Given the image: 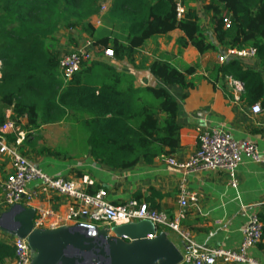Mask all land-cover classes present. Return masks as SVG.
I'll return each mask as SVG.
<instances>
[{"label": "trees", "instance_id": "1", "mask_svg": "<svg viewBox=\"0 0 264 264\" xmlns=\"http://www.w3.org/2000/svg\"><path fill=\"white\" fill-rule=\"evenodd\" d=\"M106 2L107 17L127 25L125 44L110 37L92 40L95 28L89 20L100 15ZM201 2L216 44L207 39L193 0H181L184 11L179 19L176 0H0V127L6 122L7 109L11 111L9 121L27 134L43 124L69 123L84 136L92 159L115 170L171 157L179 147L180 127L176 103L167 90L138 86L132 74L97 59L83 62L64 82L58 70L59 34L68 32L66 45L73 49L79 41L72 32L85 34L99 55L109 49L115 62L134 66L137 52L148 40L178 30L183 36L177 45L182 49L191 46L200 55L218 54V48L253 49L264 72V0ZM138 68H145L165 87H193L187 77L194 74V67L182 72L160 58ZM210 76L222 84L229 79L240 82V99L264 106L260 72L246 69L239 59L215 64ZM5 137L13 143L16 133ZM40 153L61 157L60 151L45 147ZM144 203L157 211L148 198ZM257 218L264 238V215ZM13 257L11 243L0 240V264Z\"/></svg>", "mask_w": 264, "mask_h": 264}, {"label": "crops", "instance_id": "2", "mask_svg": "<svg viewBox=\"0 0 264 264\" xmlns=\"http://www.w3.org/2000/svg\"><path fill=\"white\" fill-rule=\"evenodd\" d=\"M191 5L196 10L200 7L210 29L208 16L202 10L201 0H193ZM103 6L105 9L101 11L98 20L93 17L89 20L94 28L103 15L108 18L106 15L108 2ZM111 21L114 27L121 26L124 32L110 38L125 44L127 25ZM95 30L97 32V28ZM182 36L180 31L174 30L167 35L148 40L137 52L134 66L115 62L103 54L95 55V59L109 63L118 71L132 74L138 86L162 87L167 90L176 103V122L180 127L179 147L171 155L177 161H185L195 153L198 148V131L213 129L225 132L236 141H250L264 157V106L260 103L249 104L242 101L240 99L242 92L235 94L229 81L226 80L227 82L222 84L220 80L215 82L210 76L213 66L220 63L217 62L218 57L226 53L224 48H218V54L206 52L200 55L191 46L182 49L177 45L176 40ZM207 39L216 44L211 38ZM92 40H95L94 37ZM61 42L59 44L63 46ZM160 58L166 59L182 72L186 67H194V74L187 77V80L193 83V87L185 89L176 85L165 87L145 68H138L147 67L149 63ZM242 63L246 69L260 72L264 82V72H261L256 57L242 60ZM254 107L259 108V111L255 112ZM10 116L11 111L5 110L6 121ZM21 124L24 125L25 120H21ZM53 125H56L59 131L58 135L54 134L56 144L52 148L47 140L51 132L48 128H52ZM21 132L24 133L21 153L47 176L70 179L88 194L102 190L112 205H123L141 195L140 200L136 201L144 203L145 198H148L149 203L151 200L157 211L169 220L175 219L179 212H183V217L179 218L178 222L179 232L188 235L189 241L198 246L207 249L236 250L242 240V230L249 219L257 217L260 213L264 215V164H255L243 158L236 170L237 186L233 188L224 172L183 173L171 167L167 163L169 157L164 156L156 158L149 165L140 162L128 170L108 168L92 159L83 144L84 136L69 123L45 124L28 134L23 130ZM64 133L69 134L70 139L63 135ZM63 136L66 137L65 141L68 139L67 142L58 145V139L62 140ZM68 146L74 149L71 152L67 151ZM43 147L51 151H60L61 157L54 158L41 154L40 150ZM7 172L8 160L0 155V179ZM35 186L38 184H33V187ZM180 187L194 193L197 201L188 202L182 208L179 205ZM70 207L71 202L65 197L41 194L31 201L27 208L33 209L35 214L39 209L50 212L46 225L59 223L58 225L62 226L65 225L63 218ZM3 211L0 208V212ZM81 223L91 225L85 221ZM132 225L137 227L138 223ZM98 228L102 230L113 227L101 224ZM179 232L159 226L155 234L163 235L183 257L188 253L189 245ZM248 253L258 263L264 264V242L251 248ZM216 264L223 263L217 261Z\"/></svg>", "mask_w": 264, "mask_h": 264}, {"label": "built area", "instance_id": "3", "mask_svg": "<svg viewBox=\"0 0 264 264\" xmlns=\"http://www.w3.org/2000/svg\"><path fill=\"white\" fill-rule=\"evenodd\" d=\"M105 8L102 7V10ZM176 15L181 18L183 7L181 0H176ZM104 57L112 58V51L106 50ZM255 57L253 49L241 51L226 50L224 55L218 57V62L224 63L227 59L247 60ZM92 60L91 42L78 47L75 50L59 56L58 70L63 81L69 80L81 68L83 62ZM233 87L234 93L242 92V84L237 81L228 80ZM237 100V98H236ZM258 112L259 108L254 107ZM16 133L13 143L7 142L6 135ZM24 140V133L7 120L0 127V155L8 160L9 172L0 179V208L4 211L15 205L29 207L31 201L38 195L54 194L62 196L71 202L67 215L63 218L65 225L53 223L46 225V219L50 212L39 209L32 220L33 229L54 230L63 226L82 224L85 221L92 226L103 224L108 227L131 225L133 223L149 222L155 229L159 226L179 232V218L173 220L154 210H149L145 203L129 200L123 205H112L107 200L104 191L88 194L74 181L64 177H50L44 174L35 163L24 156L20 147ZM198 148L195 153L185 161H177L173 157L167 159V163L183 173L195 172H224L227 174L229 184L237 186L236 170L242 163L243 158L255 164H264V157L259 153L257 147L250 141H236L225 132L213 130H200L197 134ZM37 183L38 186L33 187ZM88 183V182H87ZM197 196L187 192L180 187L179 205L184 208L189 202H196ZM187 241L189 251L182 257L181 264H261L249 256L248 251L259 243L264 242L261 231V223L257 217H251L246 227L242 230V240L236 250L207 249L189 241L188 235L179 232ZM3 241H9L14 247V257L4 264H32L34 255L26 239L2 233ZM156 237L155 232L147 234L145 239L152 241Z\"/></svg>", "mask_w": 264, "mask_h": 264}, {"label": "water", "instance_id": "4", "mask_svg": "<svg viewBox=\"0 0 264 264\" xmlns=\"http://www.w3.org/2000/svg\"><path fill=\"white\" fill-rule=\"evenodd\" d=\"M34 210L15 205L0 213V230L26 239L37 252L32 264H181L182 256L149 222L98 230L76 224L54 230L33 229Z\"/></svg>", "mask_w": 264, "mask_h": 264}, {"label": "rangeland", "instance_id": "5", "mask_svg": "<svg viewBox=\"0 0 264 264\" xmlns=\"http://www.w3.org/2000/svg\"><path fill=\"white\" fill-rule=\"evenodd\" d=\"M197 10H198L199 21H200V24L202 25L203 31L206 34V37L207 38H211L213 40L212 33L210 34V29L208 28V25H207V22H206V16L202 13L200 7H198ZM98 17L99 16H95L93 18H97L96 20H98ZM94 26H95V28H97V32L95 30V33L93 35L95 40L99 39L100 37L102 38L105 35H109V37L119 36V35H121L124 32L123 28H121V26L114 27L113 22L111 20H109L108 18H106L105 15H103V18L99 19V21H97V23ZM67 33L68 32L64 31V32H61L59 34L61 36V41H62L61 45H63V46H60L61 48L59 47V50L57 51V52H59V56L63 55V54H67L68 52H71V51L75 50L72 47L69 48V47L66 46L67 42L65 41L64 37H65V35ZM72 33H73V37L76 38L79 41V46L78 47H82L83 45H86L87 43H90V41H91V39L88 38L85 34H78L76 32H72ZM95 55L96 56L99 55L98 51L95 50L94 48H92V59H95ZM44 125L45 124H43V126ZM51 127L52 128H48V130L51 131V132H50V137L48 138L47 141H49L48 145L53 148L54 145L56 144V143H54L55 142L54 134L58 135L59 129L56 128L57 127L56 125H53ZM68 130H69V128H68ZM63 135H66V134L64 133ZM68 135H66V136L68 137ZM65 139H66L65 136L62 137V140L59 138L58 139V145L65 144V142H67V140H68L67 139L65 141ZM60 143H63V144H60ZM72 149H74V148H72V146H68V150L67 151L71 152ZM0 213H2V212H0ZM93 226L97 227L98 230H101L100 228H98L99 226H101V224H94ZM2 233H5V232H1V230H0V236H1ZM31 250H32L33 255H34V260L37 259L38 258L37 252L35 250H33L32 248H31Z\"/></svg>", "mask_w": 264, "mask_h": 264}]
</instances>
